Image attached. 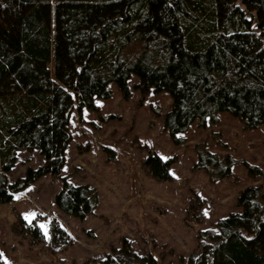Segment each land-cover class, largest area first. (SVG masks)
Wrapping results in <instances>:
<instances>
[{
	"label": "trees",
	"instance_id": "trees-1",
	"mask_svg": "<svg viewBox=\"0 0 264 264\" xmlns=\"http://www.w3.org/2000/svg\"><path fill=\"white\" fill-rule=\"evenodd\" d=\"M131 75L141 101L151 92L170 95L163 126L176 145L193 123L217 125L223 112L245 130L263 126L264 0H0V206L44 175L60 177L73 110L98 111L95 99H109L111 83L128 100ZM194 149L193 168L211 181L234 175L232 155L220 156L204 142ZM19 150H38L44 160L9 180ZM175 162L149 151L140 169L174 180ZM242 163L250 177L264 176L259 166ZM62 180L58 209L79 218L92 213L97 189ZM236 205L241 212L219 219L217 230L197 231L196 247L180 264H264V188L246 187ZM206 208V198L191 190L185 226L204 223ZM14 214L12 236L52 261L75 244L55 217L47 238L37 220ZM82 264L162 263L123 239L120 248Z\"/></svg>",
	"mask_w": 264,
	"mask_h": 264
},
{
	"label": "rangeland",
	"instance_id": "rangeland-1",
	"mask_svg": "<svg viewBox=\"0 0 264 264\" xmlns=\"http://www.w3.org/2000/svg\"><path fill=\"white\" fill-rule=\"evenodd\" d=\"M55 3V0H52ZM51 68L53 66L51 65ZM138 78L131 75V97L126 100L111 83L113 95L96 99L98 111L77 108L71 114L73 140L65 156L60 177L47 174L25 191L15 195L13 204L0 208L1 264H82L94 256L120 248L129 239L137 253L151 252L162 264H180L196 247L198 230H217L219 219L231 212H241L237 203L240 192L251 185L264 188V176L252 178L244 161L264 171V125L245 130L242 123L227 112L219 114V123L200 128L197 122L182 136L185 143L176 145L163 119L172 99L166 92H151L141 101L135 88ZM206 143L220 156L232 155L238 162L234 175L211 181L207 173L195 170L194 146ZM149 151L168 159L174 180L158 181L146 176L140 163ZM44 158L38 150H19L9 180L23 176L28 167H38ZM65 177L70 182L88 184L98 191L95 210L79 218L60 211L55 202ZM191 190L207 201L206 220L192 229L184 224ZM14 209L27 220H37L49 238L50 220L55 217L71 233L75 244L51 260L12 236L10 225Z\"/></svg>",
	"mask_w": 264,
	"mask_h": 264
},
{
	"label": "crops",
	"instance_id": "crops-1",
	"mask_svg": "<svg viewBox=\"0 0 264 264\" xmlns=\"http://www.w3.org/2000/svg\"><path fill=\"white\" fill-rule=\"evenodd\" d=\"M96 100V99H95ZM3 206V205H2ZM0 208H1V206H0ZM14 218H15V214H14Z\"/></svg>",
	"mask_w": 264,
	"mask_h": 264
}]
</instances>
